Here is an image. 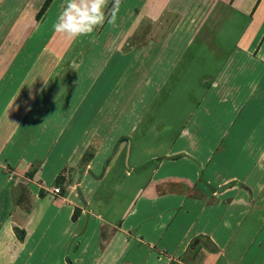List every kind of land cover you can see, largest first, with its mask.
<instances>
[{
    "label": "crops",
    "instance_id": "crops-1",
    "mask_svg": "<svg viewBox=\"0 0 264 264\" xmlns=\"http://www.w3.org/2000/svg\"><path fill=\"white\" fill-rule=\"evenodd\" d=\"M116 15L106 28L130 32L125 52L103 40L99 69L69 65L64 87L77 39L0 57V221L20 223L14 253L264 264V0H120Z\"/></svg>",
    "mask_w": 264,
    "mask_h": 264
},
{
    "label": "rangeland",
    "instance_id": "rangeland-1",
    "mask_svg": "<svg viewBox=\"0 0 264 264\" xmlns=\"http://www.w3.org/2000/svg\"><path fill=\"white\" fill-rule=\"evenodd\" d=\"M45 1L46 0H0V57H8L13 55L16 58L20 57L18 58V60L21 58H29L39 53L41 47L44 46L46 42L49 41L50 38H52L53 35L58 36L59 34V36L61 35L60 37H62V39H68L66 35L54 32L53 28V25L57 22L60 12L63 10V7L66 4L61 2H66V0H55L53 7L51 6L52 3H50L49 6L46 8L44 14H42L40 17H37V14L41 10V7L44 5ZM114 2L115 0H109L108 2L107 8L105 9L106 19L103 26L96 28L91 35L76 38L77 43L74 44L73 48H71L70 51L66 53V56H69V54L72 55V58L70 60L72 64L69 63V57L64 58L61 62V70H64V72L60 70L61 73H63L58 80L60 86L64 87L63 85L67 84L68 81L72 80L73 78L74 80H76V76H78V74L76 75L74 73H67L69 65H72L73 67L75 66L76 71L78 72H83L84 63L92 66L93 71H97L99 69L100 63L98 62V60L101 55L100 49L102 46L100 45V43L103 40L105 41L102 49H104V47H108L110 50H113L115 49V46L119 43V48L123 50V52H125L128 46L126 47L125 45L121 44L124 40L127 39V36L129 39L131 38V35L129 34L130 32L128 33V31L122 30L112 31L106 28L108 20L111 18L112 15L110 11H113ZM58 4L60 5L58 6ZM128 18H131V16H128ZM167 27L168 26L165 25V28ZM236 32L239 33L238 26L236 27ZM146 33V30H144V32H137L136 35L139 36L136 40H145L147 38ZM176 42H179V44H184L185 38H183V40H179L178 38ZM94 45H96V47H94ZM144 46H146V44ZM94 54L95 57H92V55ZM12 65L15 66L14 70H23L24 64L21 65L20 63H13ZM124 65L128 64L123 63L122 66ZM135 65L137 66V71L141 73V76H145L149 68L148 64L146 62H140L139 64L136 63ZM121 72L122 69L117 68L113 72L108 70L104 73V79H109L108 87L110 86L109 82L113 83L110 78L112 76L119 75ZM129 81H131V77ZM140 81L142 83H145L147 79L141 78ZM131 96L132 95L129 93V99L131 98ZM97 97H99L100 99L102 98V95H99ZM141 100V102H143L144 97H142ZM124 103V100L117 99V104L124 105ZM19 227L20 223L11 224L0 221V241L7 245L5 248H3L4 245L0 246V264H5L3 261L5 259L6 262L9 263L10 259H12L13 263H15L16 261H19V263L22 262L23 264L36 263L34 256L28 257L29 259L26 260V257L28 255L14 253L16 251V248L19 249L24 245H22V243L19 244L16 238L14 237L15 233L13 232L19 230ZM7 230L12 233L11 238H8L7 236L3 238V234L4 232H7ZM19 241L21 242V240ZM47 246L50 248L49 243H47ZM26 249L27 252H30L32 248L29 249L28 247ZM57 259L58 257H56V260ZM62 259L63 257H60V263L64 264ZM47 260L48 262L51 260V254H48Z\"/></svg>",
    "mask_w": 264,
    "mask_h": 264
},
{
    "label": "clouds",
    "instance_id": "clouds-1",
    "mask_svg": "<svg viewBox=\"0 0 264 264\" xmlns=\"http://www.w3.org/2000/svg\"><path fill=\"white\" fill-rule=\"evenodd\" d=\"M108 2L109 0H66L57 22L53 25L54 31L69 39L91 35L105 23ZM119 4L120 0H115L109 23H115ZM30 110V107L26 108V111Z\"/></svg>",
    "mask_w": 264,
    "mask_h": 264
},
{
    "label": "trees",
    "instance_id": "trees-1",
    "mask_svg": "<svg viewBox=\"0 0 264 264\" xmlns=\"http://www.w3.org/2000/svg\"><path fill=\"white\" fill-rule=\"evenodd\" d=\"M52 0H46L44 2V5L41 7V10L38 12L37 17H40L42 14H44L46 8L49 6ZM76 216V210L73 212V218Z\"/></svg>",
    "mask_w": 264,
    "mask_h": 264
},
{
    "label": "built area",
    "instance_id": "built-area-1",
    "mask_svg": "<svg viewBox=\"0 0 264 264\" xmlns=\"http://www.w3.org/2000/svg\"><path fill=\"white\" fill-rule=\"evenodd\" d=\"M59 192L60 190L57 187L52 189V193L55 195L59 194Z\"/></svg>",
    "mask_w": 264,
    "mask_h": 264
}]
</instances>
